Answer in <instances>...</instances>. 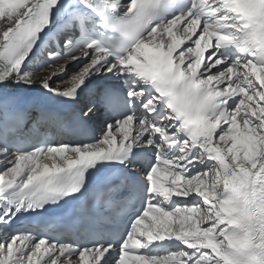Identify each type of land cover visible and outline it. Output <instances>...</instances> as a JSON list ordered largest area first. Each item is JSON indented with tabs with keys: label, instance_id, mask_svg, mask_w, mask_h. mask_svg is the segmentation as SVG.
<instances>
[{
	"label": "snow or ice",
	"instance_id": "1",
	"mask_svg": "<svg viewBox=\"0 0 264 264\" xmlns=\"http://www.w3.org/2000/svg\"><path fill=\"white\" fill-rule=\"evenodd\" d=\"M0 264H264V0H0Z\"/></svg>",
	"mask_w": 264,
	"mask_h": 264
},
{
	"label": "bare ground",
	"instance_id": "2",
	"mask_svg": "<svg viewBox=\"0 0 264 264\" xmlns=\"http://www.w3.org/2000/svg\"><path fill=\"white\" fill-rule=\"evenodd\" d=\"M103 126V123H102V119L101 120H98V121H95V122H92L89 127L93 130V132H95L97 135L99 134L96 129L98 127H102Z\"/></svg>",
	"mask_w": 264,
	"mask_h": 264
}]
</instances>
